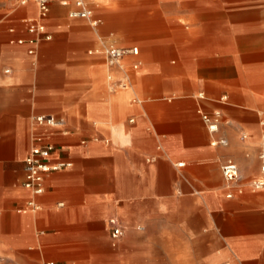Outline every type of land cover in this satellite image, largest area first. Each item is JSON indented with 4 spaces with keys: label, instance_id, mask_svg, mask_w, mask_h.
Here are the masks:
<instances>
[{
    "label": "crops",
    "instance_id": "crops-1",
    "mask_svg": "<svg viewBox=\"0 0 264 264\" xmlns=\"http://www.w3.org/2000/svg\"><path fill=\"white\" fill-rule=\"evenodd\" d=\"M15 1L0 0V264H222L229 245L264 264V188L250 186L261 177L264 45L244 27L259 3L87 0L91 26L68 17L74 0H50L51 39L29 54L22 20L37 6ZM107 45L138 48L127 72L105 64ZM199 111L218 113L216 133ZM36 115L63 118L66 133ZM33 135L54 145L51 162L71 163L46 173L36 197L22 186ZM221 137L226 146L213 144ZM226 160L238 185L223 180ZM31 198L39 209L20 211ZM109 217L124 227L119 246Z\"/></svg>",
    "mask_w": 264,
    "mask_h": 264
},
{
    "label": "built area",
    "instance_id": "built-area-1",
    "mask_svg": "<svg viewBox=\"0 0 264 264\" xmlns=\"http://www.w3.org/2000/svg\"><path fill=\"white\" fill-rule=\"evenodd\" d=\"M31 0H16L17 4L25 5ZM36 3L37 12L34 17L23 19L22 23L27 33L30 34L28 42L32 45V48L28 50L29 54L35 53V46L43 41L50 40L51 36L46 32L45 20L47 19L49 13L50 0H32ZM68 17L75 19H85L89 22L91 26H96L99 23V19L93 17V10L89 7L87 0H74V7L68 12ZM12 31V29H11ZM22 44L24 39L19 38L12 40ZM101 54L104 57V62L107 66L119 65L123 69L122 59L125 55H138V48L136 46L132 47H118L116 45H107L101 49ZM138 62L131 64L132 69L138 67ZM7 71V70H5ZM127 72V70H126ZM118 85L121 87L125 86L124 83L120 82ZM201 115L202 122L204 123L207 131L214 134L219 128V115L218 113H213V115H208L199 111ZM33 122L36 126H46L52 128H58L63 133L65 121L61 117H56L53 115H36L33 117ZM213 144H220L226 146L228 144L227 139L221 137L213 142ZM55 147L51 143L43 142V138L39 135H33L31 138V146L28 153L23 160V180L22 186L27 189L33 197L41 195L44 191L43 180L44 175L50 171H55L71 166L70 162L66 161H55L51 162L50 157ZM259 161V172L261 177L256 180H252L250 186L252 189H262L264 188V143L258 153ZM221 174L224 182L228 186L238 185L239 183V171L237 165L232 160H226L221 164L220 167ZM238 191H241V187H237ZM231 193L227 194L230 197ZM39 209V205L36 203L34 198L28 199L25 207L21 208L20 211H36ZM106 230L108 232L111 245L115 246L119 239L124 234V227L120 220L116 217H109L105 223ZM141 229V228H140ZM43 264H60L55 261H45Z\"/></svg>",
    "mask_w": 264,
    "mask_h": 264
},
{
    "label": "rangeland",
    "instance_id": "rangeland-1",
    "mask_svg": "<svg viewBox=\"0 0 264 264\" xmlns=\"http://www.w3.org/2000/svg\"><path fill=\"white\" fill-rule=\"evenodd\" d=\"M256 1L259 3L258 5L255 6V9L259 13V18H254L251 21H245L244 27L251 26L254 29H256V31L258 32L257 39L261 45H264V0H256ZM15 3H16V1H15ZM244 38H246V37H244ZM124 68L127 70L126 66H124ZM30 134H31V130L28 132V142H29ZM118 242H119V244H118V246H119L122 241L119 240ZM238 254L239 253L237 252V250H235L234 247L229 245L228 258L223 260L222 264H251L252 261H250V260L246 261V260H242V259H235L232 257V256L236 257ZM156 262H158V261H156ZM159 263L160 262H158L156 264H159ZM160 264H162V262Z\"/></svg>",
    "mask_w": 264,
    "mask_h": 264
},
{
    "label": "bare ground",
    "instance_id": "bare-ground-1",
    "mask_svg": "<svg viewBox=\"0 0 264 264\" xmlns=\"http://www.w3.org/2000/svg\"><path fill=\"white\" fill-rule=\"evenodd\" d=\"M216 141V140H213V142Z\"/></svg>",
    "mask_w": 264,
    "mask_h": 264
}]
</instances>
